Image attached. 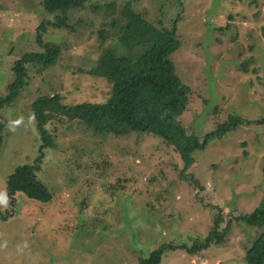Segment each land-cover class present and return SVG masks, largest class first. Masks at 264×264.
Returning a JSON list of instances; mask_svg holds the SVG:
<instances>
[{
    "label": "rangeland",
    "instance_id": "obj_1",
    "mask_svg": "<svg viewBox=\"0 0 264 264\" xmlns=\"http://www.w3.org/2000/svg\"><path fill=\"white\" fill-rule=\"evenodd\" d=\"M131 5L149 22L170 27L178 17L180 46L171 56L176 75L191 90L179 121L202 138L238 116L243 123L204 151L181 176L170 146L146 133L94 134L77 121H52L56 147L46 150L37 175L51 194L43 203L18 194L10 207L7 180L33 164L40 145L31 107L60 96L66 106L104 104L105 79L88 74L109 48L136 61L149 48H122L118 38ZM56 15L41 0H0V98L14 82V63L25 53L58 48L54 66L28 67V86L2 111L0 148V264H139L165 243L204 240L220 208L224 223L264 200V0H87L66 24L36 30ZM245 65V68H244ZM1 121V120H0ZM246 152V153H245ZM259 230L236 221L226 241L189 256L165 254L162 264H245Z\"/></svg>",
    "mask_w": 264,
    "mask_h": 264
},
{
    "label": "trees",
    "instance_id": "obj_2",
    "mask_svg": "<svg viewBox=\"0 0 264 264\" xmlns=\"http://www.w3.org/2000/svg\"><path fill=\"white\" fill-rule=\"evenodd\" d=\"M86 2L87 0H41L43 11L56 15V21L46 23L42 20L36 30L37 42H41L40 36L46 33L47 25L60 27L66 24L71 10L83 7ZM125 20L118 38L120 46L129 51L142 45H148L149 48L136 61L118 55L119 52L112 48L100 55L98 66L88 74L105 79L112 85V94L107 103L66 106L60 96L41 97L33 102L31 110L40 145L37 147V157L33 164L16 168L7 180L10 207L17 201L18 194L43 203H48L53 198L46 185L37 177L46 156L45 151L56 147L55 135L47 127L52 121H77L99 135L111 134L119 137L130 133H146L159 137L180 158L183 164L181 176L186 179V173L194 165L193 154L196 151L206 150L214 140L222 139L243 123H251L241 117L230 116L227 122L219 124L215 130L202 138L189 134L179 118L187 111L192 92L177 77L170 58L180 46L178 17L170 27H160L134 11L129 4L125 7ZM261 35L264 39V26L261 28ZM43 49V52L25 53L14 63V82L8 87L6 97L0 98V148L4 143L2 133L6 126V120L1 113L10 108L20 93L27 88L28 67L36 66L45 70L56 62L58 48L46 43ZM263 121L260 119L256 123L262 124ZM215 209L219 213L204 240L199 239L191 246L165 243L152 251L147 259H140L139 264H162L165 254L176 250L184 251L192 257L198 256L226 241L232 221L259 230L246 250L243 262L264 264V200L252 212L231 219L222 230V210L218 207ZM9 215V212L7 215H1L0 212L1 219H7Z\"/></svg>",
    "mask_w": 264,
    "mask_h": 264
}]
</instances>
